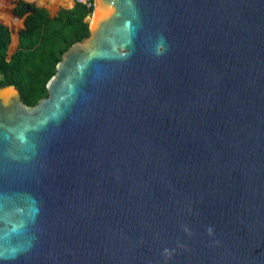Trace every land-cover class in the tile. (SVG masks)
<instances>
[{
	"label": "water",
	"instance_id": "water-1",
	"mask_svg": "<svg viewBox=\"0 0 264 264\" xmlns=\"http://www.w3.org/2000/svg\"><path fill=\"white\" fill-rule=\"evenodd\" d=\"M93 3L0 88V264H264V0Z\"/></svg>",
	"mask_w": 264,
	"mask_h": 264
},
{
	"label": "trees",
	"instance_id": "trees-1",
	"mask_svg": "<svg viewBox=\"0 0 264 264\" xmlns=\"http://www.w3.org/2000/svg\"><path fill=\"white\" fill-rule=\"evenodd\" d=\"M63 1H67V7L71 6V0ZM92 10L75 2L70 9L60 10L58 18L47 19V10L35 3L20 1L14 6L12 14L24 18L23 27L16 35V27L10 33L6 25L0 24V88H16L22 102L29 107L45 98L46 85L62 55L88 37L85 18ZM17 39L20 48L8 60L7 52L9 55L14 52Z\"/></svg>",
	"mask_w": 264,
	"mask_h": 264
},
{
	"label": "rangeland",
	"instance_id": "rangeland-1",
	"mask_svg": "<svg viewBox=\"0 0 264 264\" xmlns=\"http://www.w3.org/2000/svg\"><path fill=\"white\" fill-rule=\"evenodd\" d=\"M20 1L28 3H32V1L36 2V6L38 8L47 10V19L58 18L60 10L70 9V7L72 6L71 3V6L67 7V1L61 2V0H0V24L6 25L9 28L10 32L13 27H16L18 31L23 24L24 18L12 14L13 7L18 5ZM91 14L92 12L90 13L89 17L85 18L87 24L92 20ZM9 56L10 55L7 53V59L9 58Z\"/></svg>",
	"mask_w": 264,
	"mask_h": 264
},
{
	"label": "built area",
	"instance_id": "built-area-1",
	"mask_svg": "<svg viewBox=\"0 0 264 264\" xmlns=\"http://www.w3.org/2000/svg\"><path fill=\"white\" fill-rule=\"evenodd\" d=\"M75 2L84 5L87 9H92L94 5L93 0H71L72 6L74 5ZM89 16L90 14L87 17Z\"/></svg>",
	"mask_w": 264,
	"mask_h": 264
},
{
	"label": "crops",
	"instance_id": "crops-1",
	"mask_svg": "<svg viewBox=\"0 0 264 264\" xmlns=\"http://www.w3.org/2000/svg\"><path fill=\"white\" fill-rule=\"evenodd\" d=\"M32 3H35V5H36V2H34V1H32ZM72 7V6H71ZM70 7V8H71ZM23 27V24L21 25V28ZM20 28V29H21ZM19 29V30H20ZM18 30V31H19ZM18 31L16 32V35H18ZM11 33V32H10ZM17 37V36H16ZM11 39H12V36H11ZM11 42H12V40H11ZM11 44V43H10ZM10 47V46H9ZM20 48V45H19V43H18V39H17V46H16V49L14 50V52L12 53V54H10V56H9V58H8V60L11 58V56L15 53V51H17L18 49ZM8 51H9V48H8ZM8 53V52H7Z\"/></svg>",
	"mask_w": 264,
	"mask_h": 264
}]
</instances>
